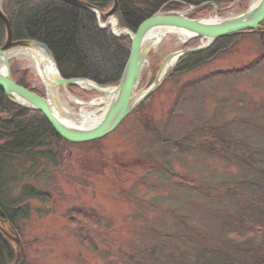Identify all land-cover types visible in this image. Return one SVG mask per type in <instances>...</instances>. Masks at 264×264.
I'll list each match as a JSON object with an SVG mask.
<instances>
[{
  "label": "rangeland",
  "instance_id": "rangeland-1",
  "mask_svg": "<svg viewBox=\"0 0 264 264\" xmlns=\"http://www.w3.org/2000/svg\"><path fill=\"white\" fill-rule=\"evenodd\" d=\"M251 4L235 0L197 17H233ZM257 39L239 37L187 73L174 74L175 65L141 112L98 143L62 144L56 158L8 173L16 182L8 184L7 198L13 208L24 207L15 219L24 249L20 264H202L190 239L225 240L227 222L240 219L255 201L241 184L264 189V60L244 69L263 54ZM200 42L187 47L176 35L163 39L149 53L137 90L153 83L168 54ZM10 63L26 73L30 87L43 90L26 61ZM85 92L70 94L86 103L101 97ZM104 107L92 109L99 115ZM140 114L153 122L161 142L142 129ZM24 187L39 197L24 196ZM253 208L264 212L260 202ZM70 215L76 223L70 224Z\"/></svg>",
  "mask_w": 264,
  "mask_h": 264
},
{
  "label": "trees",
  "instance_id": "trees-1",
  "mask_svg": "<svg viewBox=\"0 0 264 264\" xmlns=\"http://www.w3.org/2000/svg\"><path fill=\"white\" fill-rule=\"evenodd\" d=\"M83 1L101 12L108 10L113 4V0ZM234 1L117 0L112 16L116 18L119 29L135 33L144 20L160 10L175 11L183 6H198L206 2H213L218 7H228ZM1 9L10 23L12 40H30L45 45L62 78L87 79L107 87H115L118 84L129 56L130 38L126 35L117 37L110 32V28L101 29L93 12L59 0H3ZM210 10L211 5H205L194 11L190 18L197 19L200 13ZM261 25L264 27V21ZM246 34L256 35L263 50V54L244 69L254 67L264 60V33H244L221 38L208 50L181 58L176 64L174 74H183L199 68L214 59L217 54L229 49L237 38ZM4 40V25L0 19V47ZM198 43L199 39H194L186 46L193 47ZM25 74L24 71L20 73L11 67V78L17 84L30 88ZM68 90L70 93H86L74 85L68 86ZM33 91L44 96L43 90L34 88ZM150 100L151 98L146 103ZM141 109L142 106L138 107L132 115L140 113ZM145 116L140 114L137 118L142 129L161 142L155 125L151 121L147 122ZM62 144L79 145L63 140L40 112L15 105L0 90V218L12 205L7 198L12 194L7 186L16 182L15 177H9L7 174H19L18 171H23L26 165L29 171L34 167V163H42V160L49 157L56 158V155L61 153ZM241 188L252 193L249 198H255V201H249L250 207L240 219H230L227 222L229 229L224 230L225 240L210 244L205 242L206 239L201 234H196L190 239V244L199 255L196 261L202 264H264V212L254 211L253 208L259 202L264 204V189L255 182H244ZM28 190V187L23 188L24 196L39 197L31 194V191L27 192ZM23 209L24 207H19L17 218L23 213ZM68 220L70 224L76 223L71 215ZM13 247L12 243L0 234V264L22 262Z\"/></svg>",
  "mask_w": 264,
  "mask_h": 264
},
{
  "label": "water",
  "instance_id": "water-1",
  "mask_svg": "<svg viewBox=\"0 0 264 264\" xmlns=\"http://www.w3.org/2000/svg\"><path fill=\"white\" fill-rule=\"evenodd\" d=\"M2 1L3 0H0V19L4 25L5 40L4 44L0 47V66L2 67L0 71V90L3 92L4 96L15 105L40 112L54 132L63 140L72 144H85L101 140L113 132L125 118L132 114V112L159 88L169 73L164 72L162 74L163 69L172 59L176 60V65L181 58L208 50L217 40L227 36H236L244 33H264V27L261 25L264 21V0H260L253 7L250 6L243 14L233 17L216 18L212 21H207V19L204 18L192 19L187 15V12L196 11L205 5L213 6L214 12L217 10L216 4L213 2H206L198 6L187 5L188 9L185 12H164L160 10L144 20L138 26L135 33L127 29H120L118 32H114L110 27L112 34L115 36H128L131 45L129 56L118 84L115 87H107L99 86L87 79H64L60 76L54 59L45 45L30 40L13 41L10 23L1 9ZM59 1L77 5L93 12L98 21L104 19L107 22L110 18L117 21L116 18L112 16L117 0H113L112 7L107 12H101L93 5L83 0ZM99 27L106 28L108 25L104 24L102 27L99 25ZM155 29H162L171 33H184L187 35L185 43L194 39H199L201 42L197 47L182 49L170 53L163 58L153 83L144 91H140L137 90L138 85L144 67L147 65V57L152 51L145 47L144 42L146 35ZM31 47L41 48L52 60L57 71V76L54 78V87L57 90L62 89L64 93L70 94L68 86L74 85L79 87L78 82L92 85L91 91L89 92L97 93L98 89L112 90L113 98L108 105H105V109L101 112V117L98 122L86 128H75L64 124L54 113L44 88V96H40L33 91L34 88H26L19 85L11 78L10 55L16 49ZM2 233L13 243L17 250H19L20 256L23 258L24 249L19 235L16 232L10 235L3 230Z\"/></svg>",
  "mask_w": 264,
  "mask_h": 264
},
{
  "label": "bare ground",
  "instance_id": "bare-ground-1",
  "mask_svg": "<svg viewBox=\"0 0 264 264\" xmlns=\"http://www.w3.org/2000/svg\"><path fill=\"white\" fill-rule=\"evenodd\" d=\"M260 0H252L251 6H255ZM216 18H207V21H212ZM108 27H111L114 32H118L117 21L110 18L107 21ZM169 35H176L177 42L185 43L187 35L184 33H171L162 29L150 31L145 38L144 45L147 49L156 50L158 45ZM26 61L28 67L33 71L34 75L39 79V84L45 89L47 99L50 102L56 116L66 125L75 128H86L94 125L101 117L92 109L94 104L104 103L108 105L113 98L112 90L98 89L97 93L101 96L99 100L93 99L91 102H84L81 99L72 96L71 94H60L59 90L54 87V78L57 76V71L52 60L41 48H19L12 52L10 60ZM175 59H172L169 64L163 69V72H169L175 66ZM2 67L0 66V71ZM79 89L91 91L92 85L78 82ZM69 104H75L81 107L77 113ZM105 109V108H103ZM102 109V111H103Z\"/></svg>",
  "mask_w": 264,
  "mask_h": 264
},
{
  "label": "flooded vegetation",
  "instance_id": "flooded-vegetation-1",
  "mask_svg": "<svg viewBox=\"0 0 264 264\" xmlns=\"http://www.w3.org/2000/svg\"><path fill=\"white\" fill-rule=\"evenodd\" d=\"M5 214L0 218V234H2V236H4L2 233V230L5 231L6 233L10 234V235H13L15 232L18 234V232L15 228V219L17 218V209L13 208V204L11 205L9 210L5 211ZM6 239L9 242H11L8 238H6ZM12 245H13V243H12ZM13 250H14V252H16L17 248L14 246Z\"/></svg>",
  "mask_w": 264,
  "mask_h": 264
}]
</instances>
